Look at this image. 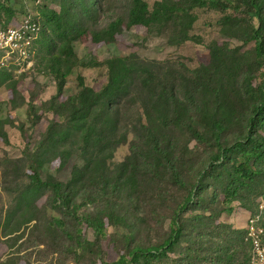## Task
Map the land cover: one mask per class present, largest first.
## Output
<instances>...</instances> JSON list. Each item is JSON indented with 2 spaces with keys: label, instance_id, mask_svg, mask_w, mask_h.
I'll return each mask as SVG.
<instances>
[{
  "label": "rangeland",
  "instance_id": "rangeland-1",
  "mask_svg": "<svg viewBox=\"0 0 264 264\" xmlns=\"http://www.w3.org/2000/svg\"><path fill=\"white\" fill-rule=\"evenodd\" d=\"M38 1L0 0L1 18L8 16L6 9L20 17L32 12L43 28L26 64L0 56V68L6 66L0 80V264H104L137 247L160 246L193 189L195 203L182 215V243L155 264H251L254 241L264 244V159L250 163L259 171L251 180L241 174L240 155L205 167L213 149L181 127L166 128L161 139L189 181L188 190L132 136L106 160L109 180L103 187L101 170L87 165L82 154L61 168L60 159L42 163L52 154L39 147L51 123H68V97L79 94L81 83L100 91L107 62L123 55L161 65L180 91L193 89L197 71L206 85L225 76L227 110L237 120L243 102L245 112L254 99L242 100L236 81L252 76L255 87L264 84V62L252 39L259 23L243 0H224L229 9L211 0L205 6L196 0H145L151 12L157 2L165 4L159 21L148 27L129 25L133 0ZM207 100L215 109L216 98ZM213 116L209 108L199 121ZM236 130L230 128L229 145ZM259 135L264 137V127ZM75 167L82 171L79 183L64 188L68 209L53 200L51 188L31 183L34 169L43 181L68 183ZM93 220L103 226L100 233Z\"/></svg>",
  "mask_w": 264,
  "mask_h": 264
},
{
  "label": "trees",
  "instance_id": "trees-1",
  "mask_svg": "<svg viewBox=\"0 0 264 264\" xmlns=\"http://www.w3.org/2000/svg\"><path fill=\"white\" fill-rule=\"evenodd\" d=\"M196 1L202 6L208 4L206 0ZM243 2L252 18L258 20L259 26L254 30L252 39L257 41V52L264 62L263 6L259 0H243ZM133 3L130 26L148 27L153 22L159 21L160 8L165 5L157 2L151 12L145 0H133ZM210 4L229 9L224 0H211ZM233 8L238 10L237 7ZM6 10L8 16L0 17V23L4 27L19 23L24 16H16L13 11ZM40 23L41 32L38 40L43 33L41 19ZM29 59L30 57L27 60ZM106 65L108 79L102 89L96 92L81 83L82 90L79 94L69 96L66 101L65 108L69 110L68 123L66 125L51 123L47 131L42 134L39 147L52 154L49 160L42 163L60 159L61 168H64L72 156L80 153L89 161L87 165L94 166L96 163L97 168L101 170L103 187H107L109 175L106 160H111L116 150L127 143L132 136L135 141H142L144 147L165 163L178 187L188 190L189 181L176 167L170 148L161 139L166 128L181 127L196 136L201 144L213 149L214 156L209 157L205 167L215 164L217 160L226 164L231 156L240 155L239 158L243 161V165L240 166L241 174L250 180L259 174L255 163L252 166L250 163L253 160L264 159V137L259 135V131L264 127V84L255 87L252 76L246 80L242 78L236 81L238 84L236 90L242 100L249 98L254 99V102L244 112L246 107L244 101L239 118L237 116V120L232 122V114L227 110L230 91L225 86V76L218 77L216 83L212 82L210 86L202 81V71H197L193 80V89L186 88V91H180L181 87L177 85V79L173 75L163 74L164 68L161 65L146 62L135 54L114 58ZM5 67L0 68V80L1 72L6 69ZM191 91L196 92V95ZM209 96L216 98L215 109L210 107L211 102L207 100ZM209 108L212 109L214 116L208 121H199V117ZM233 126L238 130L234 133L233 143L229 145L227 137ZM101 159H104V162H100ZM42 165L39 168H42ZM81 171L82 168L75 167L69 182L64 183L43 181L38 169H34L31 183L39 187L51 188L54 193L53 200L68 209L71 206V198L65 196L64 188L79 183ZM203 175L202 169L195 178L200 181ZM195 200L196 190L193 189L176 212L171 236L164 244L146 248L137 247L118 260L104 264H155L168 257L183 241L182 215L191 209ZM69 213L72 214L73 211L70 210ZM93 225L96 231L99 233L102 231L103 226H100L99 222L93 220ZM190 258L194 259L193 255Z\"/></svg>",
  "mask_w": 264,
  "mask_h": 264
},
{
  "label": "built area",
  "instance_id": "built-area-1",
  "mask_svg": "<svg viewBox=\"0 0 264 264\" xmlns=\"http://www.w3.org/2000/svg\"><path fill=\"white\" fill-rule=\"evenodd\" d=\"M40 3V0L37 2ZM41 32L40 17L29 12L19 23L4 27L0 23V53L5 62H24L34 48ZM261 244V243H260ZM255 255L251 264H264V244L254 241Z\"/></svg>",
  "mask_w": 264,
  "mask_h": 264
}]
</instances>
